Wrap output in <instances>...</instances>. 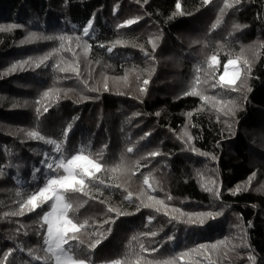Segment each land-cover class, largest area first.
Masks as SVG:
<instances>
[{"label":"trees","instance_id":"16d2710c","mask_svg":"<svg viewBox=\"0 0 264 264\" xmlns=\"http://www.w3.org/2000/svg\"><path fill=\"white\" fill-rule=\"evenodd\" d=\"M229 59L250 93L219 86ZM263 120L264 0H0V264H56L43 219L55 193L27 200L57 177L74 260L264 264ZM76 154L102 165L82 190L57 167ZM210 211L203 225L182 215Z\"/></svg>","mask_w":264,"mask_h":264},{"label":"snow or ice","instance_id":"6c2138e0","mask_svg":"<svg viewBox=\"0 0 264 264\" xmlns=\"http://www.w3.org/2000/svg\"><path fill=\"white\" fill-rule=\"evenodd\" d=\"M205 3H207V0H205ZM236 3H239V0H236ZM228 5H226L227 7ZM181 7V5L179 3L176 4V9L179 10ZM136 21L134 20H128L126 21L127 25H131L133 23H135ZM94 24V17L90 18L87 21L86 26L83 27V33L85 35H87L89 33V30L92 29ZM123 25H120L118 27H122ZM76 26L73 25V28H75ZM49 39H51V37H49ZM61 40H63L64 38L61 37ZM152 42V41H150ZM153 43V49H155L156 45L154 42ZM104 45H101V47H103ZM108 52H112V47H109ZM145 55L147 56L148 53L145 52ZM212 62H216L217 61V57L216 56H212L211 58ZM236 62L234 60L229 59L227 62V65H225V74L221 75L219 77V86L222 88H228L230 91L232 92H237V91H241L246 89V91L248 93H250L252 91V88L247 86V79H245L244 81H242L241 85L239 86V88L237 87H233V85L235 84V81L237 79H239L240 75H241V69L234 67L233 68V74L230 80H228L226 83V76H227V69H228V65H233L235 66ZM244 71H246L247 73H251L252 69L249 66V62L247 60L244 61ZM150 80L149 79H145L143 80V87L140 89L141 92L146 93L147 92V86L149 85ZM212 87H217V84H213ZM105 90H107V85H105ZM196 95V92H192V93H185V95ZM48 93H45V96H47ZM203 100H207L208 97H201ZM247 99V97L245 96V100ZM220 103H223V101H221ZM230 107L228 108V111L225 112V115H231V116H235L236 112L238 110H240L241 106L239 104H237L235 101H229L228 102ZM44 111H47V108L44 109ZM157 115H159V113H157ZM189 115H191L189 113ZM230 127V126H229ZM72 125L69 124L68 128L65 130L64 132V136L65 138L67 137L69 131L71 130ZM29 135H31L32 137L35 138H39V139H43V137H40L37 133H30ZM146 135H150V133L146 134ZM234 133H232V136L234 137ZM48 143H56L55 141H48ZM219 147V143L217 145ZM56 150L59 151L60 150V145L56 144ZM129 152L132 151L131 148L128 149ZM159 152H152L149 155L151 156H156L159 155ZM200 155H206L205 153H199ZM213 160H216L217 158L213 155L212 156ZM80 160H89L91 161L93 168L89 169L88 171H85L84 169L81 168H77L74 167V165L76 164L77 161ZM48 168H52L53 165L51 163L47 164ZM58 168H63L64 172L67 173L66 175L72 176L75 178L76 183L72 184L70 186V189H75V190H82L84 188L85 185V180L82 178L83 176H93V174L97 171L101 170L102 165L100 163H97L95 160L91 159L89 156L87 155H83V154H76L73 155L71 157L70 162L67 161V163H64L63 159L60 160L59 164L57 165ZM254 175V174H253ZM145 184H148L149 181L147 179V177L145 178L144 181ZM58 185H60L61 187H57ZM79 185V187L77 186ZM222 182H221V187H222ZM69 189V186H65L64 185V181L62 179H60L59 177L55 178V179H50L47 181V184L45 187H43L42 191H39L38 194H33L28 200H27V205L32 206L33 208L37 206V202L38 201H42L44 200L43 197L52 194L53 192L55 193V195L52 196V199L54 198L56 203L55 206L52 207V211L47 213L44 216V221L48 224H52L53 228L51 231L48 232V238L45 240V243L49 245V250L52 251L54 254L55 253H59V252H63V245L68 243V239L65 238V234L63 233H58L55 230V220L59 218V214L61 212L60 209V205L62 204V197L61 195L57 194L58 190H67ZM209 190V189H206ZM235 194V192L233 193ZM128 198H131V193H129ZM149 199H154L152 197H150ZM159 203V202H158ZM147 206V205H145ZM139 210V209H138ZM109 211H113L112 208H109ZM174 211H178V210H174ZM128 215V213H120L119 211H117V215ZM182 215H187L189 218V222L191 223H199L200 225H203L205 223V221L207 219H217V217L220 215L219 212L213 213V212H207V213H188V214H182ZM193 217H196L195 220H193ZM173 219H175V217H173ZM64 221L69 223V226L71 227V221L68 220L67 216L64 217ZM80 230V226L75 225V227L73 228V231H79ZM77 237L73 236L71 237V239H76ZM106 236L101 235L99 239H97L94 243H92L90 245L91 249H95L97 245H99L101 243V241L103 239H106ZM169 240H173L174 236H170L168 238ZM54 246V247H53ZM245 246H247L245 244ZM66 256H68L67 254H65ZM180 256L185 255V253H181L179 254ZM5 259H7V254L5 255ZM249 264H256V260L257 258L254 255L249 254L247 257ZM57 264H90V261H85V260H74L71 258V256H68V259L65 261H61L60 259H57ZM112 264H121V262L119 260L113 261ZM139 264V262H138ZM165 264H176L175 262V258H171L169 260H167L165 262Z\"/></svg>","mask_w":264,"mask_h":264},{"label":"rangeland","instance_id":"374dc122","mask_svg":"<svg viewBox=\"0 0 264 264\" xmlns=\"http://www.w3.org/2000/svg\"><path fill=\"white\" fill-rule=\"evenodd\" d=\"M236 62L235 66L233 65H228V69H227V76H226V81L225 83L231 79L232 77V74H233V68L236 67V68H239V65L237 63L236 60H234ZM225 74V71L222 75ZM258 119V118H257ZM259 121V119H258ZM260 125L261 126H264V120L260 122ZM197 174V177L200 178V179H203L205 173H196ZM67 184V180H64V185ZM59 195H61L62 199H63V196L61 193H57ZM55 199H54V205L53 207L55 206ZM60 209H61V212L59 214V218L55 220V230L58 232V233H63L64 231H67L70 229V226H69V223L65 222L64 221V217L67 216L66 215V206H65V203H64V200L62 201V204L60 205ZM52 211V210H51ZM50 211V212H51ZM68 218V217H67ZM69 220V219H68ZM53 228V225L52 224H48V232L51 231ZM48 232H47V238H48ZM54 247V246H53ZM78 252H81V249L77 250ZM65 254H67L68 256H71L70 252L67 251V249L65 248V245H63V252H59V253H53L54 255V259H55V263L57 264V259H60L62 262L67 260L68 259V256H66ZM72 258V257H71ZM73 259V258H72ZM105 264H112V263H105Z\"/></svg>","mask_w":264,"mask_h":264}]
</instances>
